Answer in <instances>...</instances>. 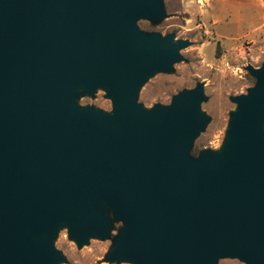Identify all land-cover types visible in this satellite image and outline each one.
Returning a JSON list of instances; mask_svg holds the SVG:
<instances>
[{"label":"water","instance_id":"obj_1","mask_svg":"<svg viewBox=\"0 0 264 264\" xmlns=\"http://www.w3.org/2000/svg\"><path fill=\"white\" fill-rule=\"evenodd\" d=\"M140 16L163 18L159 0H0V264L59 260L23 239L59 220L79 244L103 236L98 203L125 224L110 260L264 264V67L247 68L222 154L191 158L202 85L149 114L129 100L188 45ZM79 84L115 96L114 121L69 107Z\"/></svg>","mask_w":264,"mask_h":264},{"label":"rangeland","instance_id":"obj_2","mask_svg":"<svg viewBox=\"0 0 264 264\" xmlns=\"http://www.w3.org/2000/svg\"><path fill=\"white\" fill-rule=\"evenodd\" d=\"M163 18L137 17L133 25L147 37L157 34L161 41L172 35L188 42L179 50V60L168 70L157 68L147 76L134 98L129 100L149 114L155 106L171 107L182 93L202 85L203 99L198 112L206 122L192 138L189 155L200 153L219 157L233 139L230 122L238 109L235 98L246 97L256 85L248 67H264V0H159ZM69 107L91 111L113 120L115 96L105 86L89 91L79 84L69 91ZM264 129V122L262 123ZM106 217L103 236L92 235L79 244L68 224L59 220L52 231L40 237L23 236L33 245L48 243L60 259L53 264H134L126 257L110 260L125 232L124 221L102 203ZM214 264H245L237 258H216Z\"/></svg>","mask_w":264,"mask_h":264}]
</instances>
